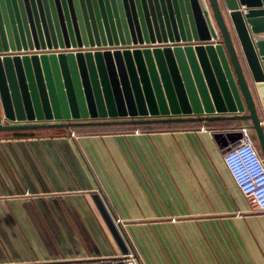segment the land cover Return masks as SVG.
<instances>
[{"label":"crops","instance_id":"obj_1","mask_svg":"<svg viewBox=\"0 0 264 264\" xmlns=\"http://www.w3.org/2000/svg\"><path fill=\"white\" fill-rule=\"evenodd\" d=\"M153 125L0 131V264H123L119 232L143 264H264L223 162L249 124Z\"/></svg>","mask_w":264,"mask_h":264},{"label":"water","instance_id":"obj_2","mask_svg":"<svg viewBox=\"0 0 264 264\" xmlns=\"http://www.w3.org/2000/svg\"><path fill=\"white\" fill-rule=\"evenodd\" d=\"M229 121L264 158V0H0V131Z\"/></svg>","mask_w":264,"mask_h":264},{"label":"built area","instance_id":"obj_3","mask_svg":"<svg viewBox=\"0 0 264 264\" xmlns=\"http://www.w3.org/2000/svg\"><path fill=\"white\" fill-rule=\"evenodd\" d=\"M114 47L101 46L87 48H57L33 50V53H50V52H68V51H85L87 49H112ZM238 138L231 142L229 149L223 154V162L229 171L232 179L237 185L240 192L246 197L255 207L264 211V158L261 150L253 138V130L249 125H242L238 129ZM75 137L74 133L70 134ZM105 205V203L103 202ZM106 208V206H104ZM107 209V208H106ZM111 217V216H110ZM112 218V217H111ZM115 225H120L121 221L117 218L114 220ZM122 236L125 252L121 255V262L123 264H143L137 256L131 242ZM34 264H50V263H34Z\"/></svg>","mask_w":264,"mask_h":264},{"label":"trees","instance_id":"obj_4","mask_svg":"<svg viewBox=\"0 0 264 264\" xmlns=\"http://www.w3.org/2000/svg\"><path fill=\"white\" fill-rule=\"evenodd\" d=\"M150 126H155V125H153V124H149ZM169 124H167V126H168ZM157 126H162L161 124L160 125H157ZM55 129V128H54ZM57 129V128H56ZM59 129H61V128H59ZM61 130H64V129H61ZM17 132V131H16Z\"/></svg>","mask_w":264,"mask_h":264},{"label":"rangeland","instance_id":"obj_5","mask_svg":"<svg viewBox=\"0 0 264 264\" xmlns=\"http://www.w3.org/2000/svg\"><path fill=\"white\" fill-rule=\"evenodd\" d=\"M49 129V128H48ZM57 129H59V128H57Z\"/></svg>","mask_w":264,"mask_h":264}]
</instances>
